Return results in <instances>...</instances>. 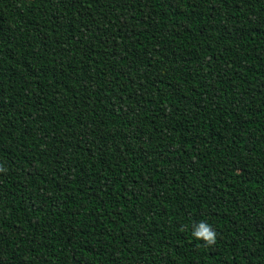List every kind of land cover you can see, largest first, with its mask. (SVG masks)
I'll use <instances>...</instances> for the list:
<instances>
[{
    "label": "trees",
    "instance_id": "trees-1",
    "mask_svg": "<svg viewBox=\"0 0 264 264\" xmlns=\"http://www.w3.org/2000/svg\"><path fill=\"white\" fill-rule=\"evenodd\" d=\"M0 264H264V0H0Z\"/></svg>",
    "mask_w": 264,
    "mask_h": 264
},
{
    "label": "clouds",
    "instance_id": "clouds-1",
    "mask_svg": "<svg viewBox=\"0 0 264 264\" xmlns=\"http://www.w3.org/2000/svg\"><path fill=\"white\" fill-rule=\"evenodd\" d=\"M192 237L196 240H201L208 245H212L216 241V232L213 230L212 226L205 221H200L192 229Z\"/></svg>",
    "mask_w": 264,
    "mask_h": 264
}]
</instances>
